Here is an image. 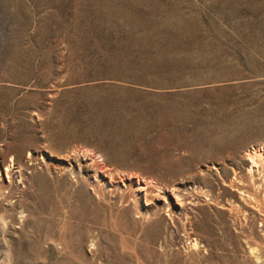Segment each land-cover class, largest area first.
I'll return each instance as SVG.
<instances>
[{"label": "rangeland", "instance_id": "1", "mask_svg": "<svg viewBox=\"0 0 264 264\" xmlns=\"http://www.w3.org/2000/svg\"><path fill=\"white\" fill-rule=\"evenodd\" d=\"M0 168V264H264V0H0Z\"/></svg>", "mask_w": 264, "mask_h": 264}, {"label": "bare ground", "instance_id": "2", "mask_svg": "<svg viewBox=\"0 0 264 264\" xmlns=\"http://www.w3.org/2000/svg\"><path fill=\"white\" fill-rule=\"evenodd\" d=\"M260 155H261V153L259 152V151H255V152H253V154L251 155V159H250V161H251V165H250V167H249V170H250V172L249 173H252V171H255V170H259L258 169V166L260 165V163H259V158H260ZM250 157V156H249ZM2 162V161H1ZM15 161H12L11 160V162L8 164V173H11L12 172V170L16 167L15 166ZM248 167V166H247ZM11 169V170H10ZM17 169V168H16ZM24 169V168H23ZM0 170H1V168H0ZM248 172V171H247ZM256 172V171H255ZM260 173V172H259ZM1 174V173H0ZM13 174V173H12ZM14 174L17 176V177H20L21 176V170H16V171H14ZM252 174H254V173H252ZM7 175V174H6ZM24 176V175H23ZM259 176V175H258ZM258 176H257V178H258ZM0 177H1V175H0ZM11 177V176H10ZM260 177V176H259ZM9 178V177H8ZM236 178H238V177H236ZM244 178V177H243ZM11 179H13V177L11 178ZM10 179V180H11ZM245 179V178H244ZM243 179V180H244ZM14 180H15V178H14ZM248 179H246V181H247ZM251 180V179H250ZM245 181V180H244ZM256 181V180H255ZM254 181V182H255ZM12 182V181H11ZM254 182H252V183H254ZM260 183H262V182H260ZM242 184V183H241ZM249 184V183H248ZM236 185V184H235ZM245 185V184H244ZM250 185V184H249ZM8 186V185H7ZM4 187V186H3ZM12 187V186H11ZM11 187H9V188H11ZM261 187V186H260ZM240 188H242V187H240ZM251 188V187H250ZM255 188V187H254ZM0 189H2V188H0ZM243 189V188H242ZM246 189V188H245ZM244 189V190H245ZM256 189V188H255ZM258 189H259V187H258ZM262 189V188H261ZM3 190H4V188H3ZM8 190V189H7ZM11 189H9V191H10ZM2 191V190H1ZM242 191V190H241ZM249 191V190H248ZM259 191V190H258ZM260 191H262V190H260ZM2 192H4V191H2ZM7 192V191H6ZM5 192V193H6ZM11 193V192H10ZM249 193V192H248ZM1 194V193H0ZM244 194V193H243ZM251 194V193H250ZM252 194H254V193H252ZM260 194V193H259ZM8 195V194H7ZM257 195V194H256ZM244 196V195H243ZM7 197V196H6ZM5 197V198H6ZM247 197V196H246ZM23 214H24V212H23ZM23 214H22V216H23ZM21 216V217H22ZM197 238V237H196ZM195 240V239H194ZM198 241V240H197ZM199 243L200 242H197L196 244H198L199 245Z\"/></svg>", "mask_w": 264, "mask_h": 264}]
</instances>
